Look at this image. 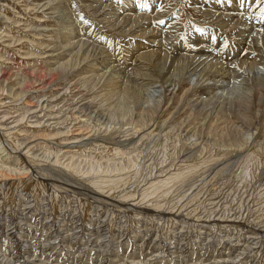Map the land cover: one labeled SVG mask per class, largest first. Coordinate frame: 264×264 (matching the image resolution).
Listing matches in <instances>:
<instances>
[{"label": "bare ground", "instance_id": "obj_1", "mask_svg": "<svg viewBox=\"0 0 264 264\" xmlns=\"http://www.w3.org/2000/svg\"><path fill=\"white\" fill-rule=\"evenodd\" d=\"M88 1L98 26L157 49L131 66V52L115 54L78 17L56 29L64 60L36 63L43 44L23 33L46 14L6 1L0 264H264V0H198L186 44L179 14ZM156 1L165 15L184 0ZM50 3L55 22L80 10ZM144 82L163 90L154 98Z\"/></svg>", "mask_w": 264, "mask_h": 264}, {"label": "rangeland", "instance_id": "obj_2", "mask_svg": "<svg viewBox=\"0 0 264 264\" xmlns=\"http://www.w3.org/2000/svg\"><path fill=\"white\" fill-rule=\"evenodd\" d=\"M6 1L7 0H0V27H1V25H3V24L6 23V21H5V15H4L3 12L1 13V10L5 9L6 11H8L9 8L11 7V6H9L8 2H6ZM20 1H23V0H20ZM28 1H29L28 2L29 4H32V5H29V6H32V7L38 6V9H37V10H39L38 11V14H42L43 11H44L43 14H46L44 18H42L41 20L39 19L40 22L37 21L35 24H33V23L30 24L31 26L27 27L28 29H25L26 31H24V33H23L24 34L23 37L30 36L31 39H34L37 42L40 41L39 43H42L43 44V46H42L41 49H38L37 46L36 47L34 46L35 49L32 47V51H34V52H41V51H43L45 53L43 56H47L45 58L43 57L44 59H40V60L32 59V61H36V63H37V61L38 62L39 61H45V64L46 63L49 64V62L56 64V60H59V58H56L55 59L54 57H50V56H48L49 54H54L53 56H55V57L60 56L62 58L60 60H64V53H63L64 52V48L63 49H60V50H54V48H53L55 46H58L59 47L60 44H63L64 43V42H62L61 35L58 34V31L57 30H58V27L60 28V26H62V25H64L65 28L70 27L72 24L75 23L74 22L75 18H78V17L80 18V22H78V24L75 23V26L77 28L80 27L79 29H81L83 31L86 28H89L90 25H91V23H93L94 25L92 27H90L91 30L89 29L90 33L92 35L96 36L97 39H100L101 38L102 40L103 39L104 40H107V42H108V40L110 42H112L113 44H109L108 46L111 45L110 46L111 50L115 49V52H116L115 54H118L120 52V50H122L123 48H125L129 52H131V57L132 58L128 60V64L131 65V66L134 65L137 61H139L137 59V56L140 55V54H142L143 51H148V50L153 51V50H156L157 49V46H153L152 44H151L152 46H147L146 45L147 42L141 43V40L136 41L137 43H132L130 41H127V40H129V37L127 35H124L123 36V34H119L118 32H114V31L109 30L108 27H107L108 24H106V23H105L104 26L103 25L98 26L99 25V22L97 21L96 17L95 16H92L89 13V9H87L85 7L86 6L85 4H89L90 3V1H88V0H70L71 2L79 3V5H78L79 7L78 8L80 10H78L76 12L74 11L75 13L73 12L72 14L67 12L69 14V16H67L68 14H65L66 13V11H65L64 12V16L62 18V21H60V22H55V21H57V18H56V16L53 13L51 14V12L53 11V9L51 8V6L54 5V3H50L51 5L50 4L48 5V0H28ZM80 2H82L83 4L80 3ZM106 2L111 3V4L113 3L112 4V7H114V8H116V6L118 8L120 6H123V5L126 6V4H128V5L130 4L131 7L133 5L132 8L142 9L143 12H146L147 11V13H149L148 15H151V13H154L151 9L148 10V8L149 7H153V8L156 7L157 10L161 14H163V15H161V18L162 19H168L171 16L172 17L173 16L176 17V15L179 14L176 17V22H175L177 24V26L180 25L178 27L181 28L179 31H176V33L180 34V36L176 39V41L178 42V44L179 43H183L184 44V42H185L184 39H185L186 35L189 36V37H191L192 39H196L197 38V36H195L193 34L196 31L195 30V27H197L196 26L197 25V22L194 21L192 14L195 11L199 10L200 7H201L200 4L198 3V0H184L182 3H180L178 6H176L173 10H171L170 12L165 13V15H164L163 12L165 11V9H167V6H165L164 4H160L156 0H153V1H148V0H106ZM143 4H146L147 7H145V8L144 7H141V5H143ZM242 6H243V4H242ZM49 8H51V9H49ZM175 9H177L176 12L174 11ZM172 11H174V13H172ZM13 13H15V12H13ZM15 15L17 16L18 14H15ZM9 16L13 18L12 15H9ZM34 16H36L35 13L33 14V17ZM152 16H153V14H152ZM181 16H182L183 19L182 20L178 19V18H181ZM21 17H23V15ZM64 18H65V20H63ZM23 22H25V20H23ZM169 24H171V27L174 26L175 29H176L177 26L174 24L173 21H171V23H169ZM49 25H51V26H49ZM22 28H23V26H21V29ZM51 28H53V29H51ZM50 30L52 31V34H50V32H49ZM172 30H173V28H172ZM219 35L220 34H218L217 37H219ZM47 42L49 44H51V46L46 48V46L49 45ZM57 42H59V43H57ZM71 43L72 44H75V43H77V40H72L70 42V44ZM205 43L206 42H204L203 44H205ZM185 44H186V42H185ZM89 45L90 44L85 45V46H89ZM27 49L28 48H27V45H26L25 48H24V50H22V51H27ZM116 49H117V51H116ZM99 50L100 49H98L97 51L99 52ZM106 53L107 52L105 51V53H103L104 54L103 56L104 57L111 58V56L113 55L114 52H112V53H109L108 52L107 53L108 56H107ZM25 54H27V53H23L22 56H25V58H27V56ZM29 60L30 59H25V61L27 63L29 62ZM94 62L95 61H93V63H92V61L91 62H88V64L86 65L87 68H93L95 66V63H96V62L95 63ZM91 63H92V65H91ZM84 64H85V62L82 63V65H80V67L83 66ZM0 66H2V63H0ZM122 67L125 68V63L123 61H121V64L119 65V67H116V69H115L114 66L110 65L107 74H109L110 72H112V73L113 72L114 73L115 72H118L119 71L118 69H120ZM256 71H258V72H264V66H261V68L256 69ZM102 72H104V71L102 70L100 73H102ZM193 78H194V76H193ZM13 79H14V77L12 78V80ZM143 84L142 85L144 86V88H148L149 91H151L154 94V98H156L157 95H159V93L163 90L161 84L151 85L152 88H151V86L145 84V82ZM4 86L6 87V89L14 88L13 90H15V88H16V86L13 85V82L11 83V82H7L6 81V83L4 84ZM56 89H59L60 90V89H62V86H57ZM61 92H62V90L58 91V93H61ZM60 98H61V96H59V101H56V103L61 102L62 99L60 100ZM18 114H20V112H17L16 111L13 115H15V117H16V115H18ZM61 115L63 116V114H61ZM12 116H10V117H12ZM12 120H13V118L7 121V123L5 124L6 127L10 128V126L11 127H14L15 126L14 123H11L10 122ZM35 120H36L35 117H31L30 118V121L31 122H34ZM57 120L58 119H50V120H45L44 119L42 122H45V125L48 124V125L55 126V122H57ZM50 128H53V127H50ZM58 131L59 130L57 129L56 131H54V133L55 132H58ZM63 131L64 130L62 129V132ZM121 140H123V139H121ZM52 141H56V140H52ZM201 198H199L197 201H199ZM14 252H16V251H14ZM16 264H19V262H17Z\"/></svg>", "mask_w": 264, "mask_h": 264}, {"label": "snow or ice", "instance_id": "obj_3", "mask_svg": "<svg viewBox=\"0 0 264 264\" xmlns=\"http://www.w3.org/2000/svg\"><path fill=\"white\" fill-rule=\"evenodd\" d=\"M241 2L243 3V0H241ZM141 7H147V5L143 4V5H141Z\"/></svg>", "mask_w": 264, "mask_h": 264}]
</instances>
